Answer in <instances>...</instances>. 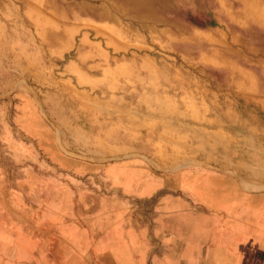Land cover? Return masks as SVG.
Returning <instances> with one entry per match:
<instances>
[{"label": "rangeland", "instance_id": "rangeland-1", "mask_svg": "<svg viewBox=\"0 0 264 264\" xmlns=\"http://www.w3.org/2000/svg\"><path fill=\"white\" fill-rule=\"evenodd\" d=\"M253 2L0 0V264L71 263L65 228L143 204L121 190L125 168L202 181L209 199L221 184L219 214L263 238Z\"/></svg>", "mask_w": 264, "mask_h": 264}, {"label": "crops", "instance_id": "crops-1", "mask_svg": "<svg viewBox=\"0 0 264 264\" xmlns=\"http://www.w3.org/2000/svg\"><path fill=\"white\" fill-rule=\"evenodd\" d=\"M253 3L264 12L263 1ZM151 173L144 168L119 172L121 190L143 204L123 203L118 217L65 228L69 264H264V231L257 242L254 234H240L234 214L230 220L219 214L225 208L221 184L211 186L215 196L209 199L202 181L169 185ZM57 249L45 256L55 253L58 260Z\"/></svg>", "mask_w": 264, "mask_h": 264}]
</instances>
